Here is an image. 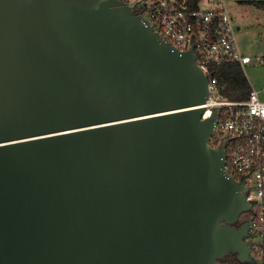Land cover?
<instances>
[{"label":"water","instance_id":"water-1","mask_svg":"<svg viewBox=\"0 0 264 264\" xmlns=\"http://www.w3.org/2000/svg\"><path fill=\"white\" fill-rule=\"evenodd\" d=\"M207 94L122 0H0V264H254Z\"/></svg>","mask_w":264,"mask_h":264},{"label":"built area","instance_id":"built-area-1","mask_svg":"<svg viewBox=\"0 0 264 264\" xmlns=\"http://www.w3.org/2000/svg\"><path fill=\"white\" fill-rule=\"evenodd\" d=\"M127 5L144 18L162 40L180 52L192 50L195 64L207 76L208 94L200 106L202 119L218 109V120L210 145L224 144V168L238 183L252 203L246 212L250 222V239L254 240L250 256L254 264H264V101L251 88L245 99L224 98L213 77V67L222 63L253 60L242 55L236 42L231 15L222 0H129ZM256 61L264 64V59Z\"/></svg>","mask_w":264,"mask_h":264},{"label":"rangeland","instance_id":"rangeland-1","mask_svg":"<svg viewBox=\"0 0 264 264\" xmlns=\"http://www.w3.org/2000/svg\"><path fill=\"white\" fill-rule=\"evenodd\" d=\"M236 1L240 0H225L227 3ZM245 20L246 28L242 26L241 31H236V42L241 54L250 57L253 62L244 66L242 70L250 87L259 91V96L264 101V64L255 60L264 59V12L254 8L246 9Z\"/></svg>","mask_w":264,"mask_h":264},{"label":"trees","instance_id":"trees-1","mask_svg":"<svg viewBox=\"0 0 264 264\" xmlns=\"http://www.w3.org/2000/svg\"><path fill=\"white\" fill-rule=\"evenodd\" d=\"M247 4L264 9V1L252 0L248 1ZM242 69L239 63H222L213 67V77L218 81L220 93L224 98L232 100L245 99L249 94L251 87ZM242 216L247 217V213H243ZM220 262L240 264L233 254L225 255Z\"/></svg>","mask_w":264,"mask_h":264},{"label":"crops","instance_id":"crops-1","mask_svg":"<svg viewBox=\"0 0 264 264\" xmlns=\"http://www.w3.org/2000/svg\"><path fill=\"white\" fill-rule=\"evenodd\" d=\"M222 1L224 5L226 6V9L229 11L231 15L232 22L235 28H237V32L241 31L242 26L244 27L246 26V20H245L246 9L254 8L257 11L264 12V9L262 8H258L255 5L247 4L248 1H252V0H248V1L240 0V1H236V3L235 2L227 3L225 2V0H222ZM253 1H264V0H253Z\"/></svg>","mask_w":264,"mask_h":264},{"label":"flooded vegetation","instance_id":"flooded-vegetation-1","mask_svg":"<svg viewBox=\"0 0 264 264\" xmlns=\"http://www.w3.org/2000/svg\"><path fill=\"white\" fill-rule=\"evenodd\" d=\"M210 143H211V142H210ZM238 221H239V222L236 224L237 227L240 226V224H241L242 222H245V221H248V220H247V217H244V216L241 215ZM249 225H250V224H249ZM251 241H252L253 244L251 245L250 250H253V247H254V245H255V241L252 240V239H251Z\"/></svg>","mask_w":264,"mask_h":264}]
</instances>
